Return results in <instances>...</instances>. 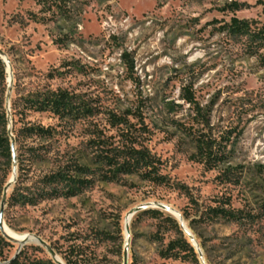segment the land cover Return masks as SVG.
I'll use <instances>...</instances> for the list:
<instances>
[{
  "label": "rangeland",
  "instance_id": "374dc122",
  "mask_svg": "<svg viewBox=\"0 0 264 264\" xmlns=\"http://www.w3.org/2000/svg\"><path fill=\"white\" fill-rule=\"evenodd\" d=\"M39 1L0 0V49L14 74L11 102L15 84L25 93L65 88L85 94L107 111L141 113L151 129L145 144L160 158L161 173L175 186L128 176L120 183L98 182L71 199L14 208L7 204L5 222L21 233L18 241L33 234L53 249L65 250L70 235L109 233L116 246L103 242L98 253L103 264H113L118 260L111 249L121 242V228L124 264L126 215L140 205L167 204L181 213L207 264L206 253L214 264H264V220L246 226L207 216L200 220L210 207L226 205L257 214L264 203V66L251 56L245 38H233L223 30L233 17L264 24V5L257 0H64L62 8L49 9ZM234 4L241 10L231 12ZM184 88L193 92L205 112L211 111L216 135L231 139L236 173L232 179L238 184L221 179L227 167L208 171L191 160L194 147L185 129L193 126L196 115L182 99ZM7 94L8 88L5 103ZM28 120L63 132L49 162L31 173L29 185L48 173L59 157L65 161L75 156L82 163L92 158L90 141L98 128L92 120L72 127L59 126V119L48 113L33 114ZM6 174V159L0 154V206ZM12 175L13 165L7 182ZM140 213L130 227L129 263L134 253L140 264H194L161 258L160 249L174 234L159 232L160 219H137ZM13 245L5 255L17 252L18 245ZM31 246L42 249H30L34 256L52 259L37 244L24 248Z\"/></svg>",
  "mask_w": 264,
  "mask_h": 264
},
{
  "label": "trees",
  "instance_id": "16d2710c",
  "mask_svg": "<svg viewBox=\"0 0 264 264\" xmlns=\"http://www.w3.org/2000/svg\"><path fill=\"white\" fill-rule=\"evenodd\" d=\"M62 1L64 0H40L39 3L45 8L52 9L53 6L62 8L59 5ZM257 2L264 5L263 0H257ZM241 8L240 5L234 4L229 7V10L237 12ZM223 30L233 38H245L247 50L251 56L258 57L264 66V24L258 25L255 21L233 17ZM72 64H67L65 67ZM50 77L54 78L52 74ZM14 87L16 97L12 99L11 112L19 175L14 191L7 202L9 207L37 206L45 201L75 198L98 182L120 183L124 177L128 176H136L156 186H175L167 175L161 173L163 163L160 158L153 154L145 144L151 129L145 123L141 113L118 114L114 111H107L95 104L96 101L86 99L85 94L77 93L76 90L65 88L53 90L46 87L25 93L17 84ZM0 88V154H3L7 164L5 185L8 183L7 178L11 175L13 154L8 132V112L5 108L8 73L1 58ZM182 99L190 105L196 115L193 126L185 129L194 147L191 160L204 165L208 171L227 167L223 170L221 179L226 180L227 183L238 184V179H232L236 173L231 165L233 160L232 149H229L231 139L224 134L216 135L211 122V111L205 112L191 90L184 88ZM46 113L58 118L61 122L59 126L72 127L80 121L92 120V124L98 127L97 131L92 133L94 139L90 141L92 158L89 162L82 163L75 156L65 161L62 159L63 156L59 157L60 160L48 173L29 185L31 173L37 166L49 162L50 155L55 150L54 145L59 143V136L63 133L58 131L57 127L45 126L28 120L33 114ZM130 118L137 119L138 123H133ZM99 126L104 127L100 129ZM112 131L116 133L109 135L108 132ZM57 155L60 156L59 153ZM187 196L193 203L192 196L188 193ZM143 216L160 219L159 232L174 234V238L160 249L161 258L201 264L199 254L187 240L180 222L174 216L153 208L141 212L137 219ZM203 216H207L210 220L223 219L239 226L254 225L257 220H264V203L257 214L232 207L226 208V205H222L208 208L200 220ZM185 217L189 218L186 215ZM121 234L122 229L120 228L121 242L111 249L113 257L118 260V262H112L113 264H123ZM66 242L70 245L65 250L62 249L63 247H54L62 255L66 264H103L98 248L103 242L115 245V237L109 233H96L92 237H80L73 234L67 238ZM12 248L14 245L0 234V264H56L51 258L44 259L30 253V249L42 252L40 247L33 246L24 248L17 258L12 260L16 253L13 256L5 255V251H10ZM206 256L208 263L214 264L208 253ZM130 264H140L134 253L131 254Z\"/></svg>",
  "mask_w": 264,
  "mask_h": 264
},
{
  "label": "water",
  "instance_id": "95a60500",
  "mask_svg": "<svg viewBox=\"0 0 264 264\" xmlns=\"http://www.w3.org/2000/svg\"><path fill=\"white\" fill-rule=\"evenodd\" d=\"M4 57H7V55L0 49V58L3 61L6 71L8 73V94H7V100H6V110L8 112V122H9V127H8V132H9V136L11 138V147H12V154H13V171L15 172V177L13 179H10L7 183V185L5 186L4 189V193H3V199L1 202V206H0V231L3 228V225L6 224L5 222V211H6V207H7V202H8V191L9 189H13L14 185L16 184L17 180H18V155H17V147H16V141H15V136L13 134V117L11 114V96L13 93V81H14V74H13V70H12V66H10V69L8 64L5 63L4 61ZM8 58V57H7ZM11 65V64H10ZM160 208L166 212H170L168 210H166L163 205L158 204H145V205H140L139 207L135 208L134 211H132L131 213V218H134L135 215H137L138 213L145 211L147 209L150 208ZM179 216L181 217V221L175 216V218L180 222L181 227L183 229V231L186 233V225H185V220L183 219V216L181 215V213H179ZM128 236H126V244H125V250H124V264H130L129 263V258H130V249H131V232H130V228L128 229ZM3 234V233H2ZM3 236L11 243L16 244L18 243V250L16 252V254L14 255L13 259H16L17 256L22 252V250L24 249V247L28 244H30V242H33L34 244H37L39 246L44 247L49 254L51 255L53 261L58 264V262L56 261V259L54 258V255H58L55 250L49 246L45 240H43L41 237L37 236V235H33L31 234L30 236H28L27 238H25L23 241L18 242L15 239H12L11 237H6L4 234ZM12 240H15L14 242ZM195 248V247H194ZM196 249V248H195ZM197 253L199 254L200 257V261L201 264H207L206 259L204 257V253L202 251V249L199 246V249H196Z\"/></svg>",
  "mask_w": 264,
  "mask_h": 264
},
{
  "label": "bare ground",
  "instance_id": "6f19581e",
  "mask_svg": "<svg viewBox=\"0 0 264 264\" xmlns=\"http://www.w3.org/2000/svg\"><path fill=\"white\" fill-rule=\"evenodd\" d=\"M3 59H4L5 63L8 64V66H9L8 69H10V66H11V65H10V61L7 59V57H4ZM14 177H15V172L13 171V175L11 176L10 179H13ZM10 191H11V189H9L8 194L10 193ZM150 204H153V203H150ZM161 205H163V207H164L166 210L170 211V212H168V213H170V214L173 215L174 217L176 216L180 221L182 220L181 217L179 216V213H180L179 211H177L176 209L172 208L171 206H169V205H167V204H161ZM132 211H134V209L131 210V211L126 215V217H125V219H124V231H125L126 236H128V234H129L128 229L131 227V223H132V220H133V218H131V217H132V216H131ZM185 225H186V223H185ZM185 227L187 228V229H186V233H187V235H188V237H189V239H190L192 245H193L196 249H199V243H198V241H197L195 235L192 233V231L188 228L187 225H186ZM5 228H8L9 230H11V229L7 226V224H4V225H3V228H2V230H1V232H2L6 237H11L12 239H14V237L16 236V238H17L16 241H18L19 237H18L17 235H18V234H21V233H17V232H14L13 230H11L12 232H14V234L11 235V234H9V233L5 230ZM130 230H131V229H130ZM30 235H31V234H28V236H30ZM28 236H27V237H28ZM27 237H26V238H27ZM12 241L14 242L15 240H12ZM18 242H20V241H18ZM30 243L33 244V242H30ZM17 245H18V243H17ZM54 258L56 259V261L58 262V264H66V263L63 261V259H62L59 255H54ZM58 259H59V260H58ZM60 260H61V261H60Z\"/></svg>",
  "mask_w": 264,
  "mask_h": 264
}]
</instances>
